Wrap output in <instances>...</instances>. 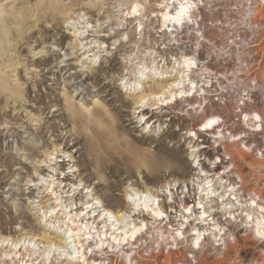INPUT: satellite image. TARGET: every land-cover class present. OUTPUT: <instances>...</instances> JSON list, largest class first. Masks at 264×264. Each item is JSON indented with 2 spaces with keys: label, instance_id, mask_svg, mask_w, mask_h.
<instances>
[{
  "label": "rangeland",
  "instance_id": "374dc122",
  "mask_svg": "<svg viewBox=\"0 0 264 264\" xmlns=\"http://www.w3.org/2000/svg\"><path fill=\"white\" fill-rule=\"evenodd\" d=\"M160 1L0 0V72L8 88L0 93V173L17 170L16 160L24 154L20 143L37 140L31 131L37 132L43 126L45 136V143L36 141V151L24 160L28 172L18 169L21 176L13 175L0 183V260H4V253L12 251L16 255L5 258L8 264H96L80 257L90 250L81 249L78 241L82 236L76 227L80 223L65 214L64 206L72 202V212H79V219L90 218L98 227L96 230L113 234L118 228L115 233H120L134 227L137 217L128 215L114 221L106 215L103 191L117 197L122 206L140 210L142 206L137 205L132 192L148 190L153 197L157 188L164 190L157 200L167 202L174 198L176 206L208 201V215L216 213L227 235L226 244L205 241L198 247L187 238L170 246L173 241L169 227L161 219L155 224L149 220L148 233L142 231L143 238L131 246L130 257L137 247L143 248L139 253L143 257L164 247L165 251L177 248L187 256L189 264H197L202 255L208 264L223 257L225 264H257L264 258V237L253 233L250 224L243 222L246 214L257 217L260 212L251 199L264 205V51H260L264 39L262 45L250 46L258 33L264 35V0H191L197 3L196 22L183 26L178 35L173 32V44L163 49L166 39L162 32L157 33L155 16L161 11ZM135 3L139 5L136 14L132 11ZM139 22L141 26L135 31ZM236 34L242 38L237 39V45L232 43ZM185 50L201 56L202 62L212 63L207 83L199 71L193 74L199 81L197 88L209 91H192L191 105L181 97L166 105L148 97L157 92L161 72L171 69V56H179ZM162 57L166 58V66L153 70L151 62ZM38 59L51 62L58 84L46 69L38 67ZM69 73L76 74V78L67 83ZM175 78L173 75L161 80L170 83ZM63 87L69 91L70 112H66L64 121L76 139L67 140L68 149L48 131L58 130L64 136L60 131L64 121L58 118L52 103ZM37 92L43 104H39ZM144 95L145 105H137L135 101ZM15 99L21 104L17 105ZM94 100H98L96 105ZM243 109L257 112L260 118L256 123L260 126L254 127L252 119L243 122L242 113H248ZM219 110L225 116L218 130L224 129L226 137L217 136L211 147L226 166L225 170L219 167L214 171H225L221 182L209 170L212 155L205 154L207 149L197 145L200 140L191 142L186 133L206 115ZM42 111L44 114L39 115ZM94 111L97 113L91 115ZM71 113L79 119L76 123H72ZM15 116L17 131L13 132L8 120ZM228 134L234 137L228 138ZM203 135L210 136L206 132ZM226 152L232 154L231 159ZM219 162L220 159L215 163ZM81 170L90 176V184L80 181ZM227 182L235 185L233 192L241 201V208L234 212L237 218L225 212L238 209L231 203L234 195L228 197L231 191L221 197ZM213 183L215 201L209 203L204 194ZM94 185H99L102 193L96 192ZM10 188L12 193H6ZM17 215L21 219L10 224ZM102 218L107 220L106 225L101 223ZM42 235L51 239L55 235L66 236L70 254L58 245L42 243ZM233 236L238 241L235 246ZM41 252L49 257L44 259ZM107 254L115 253L108 249ZM67 256L73 258L71 262L65 259ZM109 258L128 264L122 254Z\"/></svg>",
  "mask_w": 264,
  "mask_h": 264
},
{
  "label": "bare ground",
  "instance_id": "6f19581e",
  "mask_svg": "<svg viewBox=\"0 0 264 264\" xmlns=\"http://www.w3.org/2000/svg\"><path fill=\"white\" fill-rule=\"evenodd\" d=\"M159 5H160L159 9L161 11L158 12L155 16L158 17L157 21H158V27L159 28L157 30V33L162 32L163 35L165 36V39H166V42L162 46V49H163V48H166L167 45L173 44V42H172L173 32L177 31V35H178L179 30H181V28L183 26L186 27L188 23L193 24L194 22H196V20L194 18H195V7H196L197 3L192 2L191 0H161ZM138 6H139L138 3L134 4V6L132 8L133 9L132 11L134 14H136L139 11ZM179 12H183V15L180 17L181 22L177 23L176 22L177 13H179ZM259 17L260 16H258V18ZM252 25H253V23H252ZM140 26H141V23L139 22V24H137V28L135 29V31H137V29L140 28ZM254 26L256 27V25H254ZM259 26H260V22L257 24V27H259ZM243 31H246V30H243ZM249 33L251 34V31H249ZM238 35L239 34H236V36H235L236 40L232 41V43L235 45L238 44L237 39H242L241 35L240 36H238ZM257 35L258 36L254 40L255 42H253L250 46H257L260 43H262V41L264 39V35H261L259 33ZM37 40L38 39H36V41ZM176 41L177 40L175 39V42ZM178 45H180V44L178 43ZM260 45H262V44H260ZM185 51L186 52L181 53L179 56H175V57H173V55L171 56L172 66H171V69L167 68L169 73L167 72V70L166 71L164 70L161 72L163 74L159 75V79L156 83L157 92L150 93L148 95V97H152L154 100H157V102L164 103L165 105L167 102H170L171 100L176 99L177 97L178 98L181 97V98H184L182 100L183 102H187V105H191L190 100L193 98L192 91L195 90L194 92H196V93L199 92L200 90L204 91L205 93L209 91V90H206L202 87H200V89L197 88L199 81L194 79L195 76H193V74L196 72L198 73V71H199L198 74L200 76H203L204 79H206L205 82H204V80H202V81L204 82V84L207 83V79L209 78V76H208L209 72L208 71L212 70V68H211L212 63H210L208 60L202 62L201 56H198L197 54L192 53V52L190 53V52H188L189 50H185ZM219 51H217V52H219ZM260 51L261 52L264 51V45L260 48ZM225 52H227V51H225ZM262 55H264V54H262ZM258 57H260V59L262 58L261 55ZM260 59H259V61H260ZM38 61H39L38 67H40V65H41L43 67L42 70L46 69L48 74H51L53 79L55 80L56 75L52 72V69L55 67L52 66L51 62H49L46 59H44L43 61H40V59H38ZM165 61H166V58H164V57L159 58L158 60L157 59L153 60L151 62L153 70H156L157 68H163L164 65L166 66ZM216 61H217V59H216ZM216 61H215V63H216ZM245 61H247V60H244V62ZM36 62H37V60H36ZM67 65L68 64H66V66ZM0 66H1V63H0ZM66 66H64L61 70H64ZM255 68H253L252 70H254ZM68 69H72V68L69 67ZM71 73H69V75L67 77V80H66L67 83L70 82V80L76 78L75 77L76 74H71ZM155 73L157 74L158 71H156ZM178 73H180V74H178ZM173 75L174 76L176 75V78L173 79V81L170 83H167L166 80H161L163 78H168V77L173 76ZM1 77H2V74L0 72V93H2V91H5L6 89H8L5 87V84L1 80ZM152 80L154 81V76H152ZM83 83H84V81H83ZM55 84H58V82L56 80H55ZM211 87L212 86H210V88ZM75 88H76V85H75ZM36 95L39 99V104H43L42 100H40V98H39L40 93L37 92ZM146 96L147 95L140 97L137 101H135V103L137 105L138 104L145 105ZM68 97H69V91L67 88L63 87L62 90H60L56 94L55 99H53V101H52V103L56 107V110H55V112L57 113L56 115L58 116L59 119H61V121L62 120L64 121V118L67 115V113H70V112H67V109H69ZM189 97H190V99H189ZM203 99H205V97H203ZM61 100H63V103H64L63 105H62ZM14 102H18V101H16V99H15ZM101 102H103V101H101ZM19 103L20 102H18L17 105ZM97 103H98V100H94L93 104L96 105ZM81 104H83V103H81ZM142 105H140V106H142ZM143 107L144 106H142V108ZM202 109L204 112V108H202ZM43 111L40 112L39 115L44 114ZM84 111L88 112L89 110L84 108ZM96 111H97V109H96ZM96 111L92 112L91 115L92 114L95 115L97 113ZM244 111H246V110H244ZM246 112H248V111H246ZM242 114H243V120H242L243 122H245L249 119H252L253 120L252 124L254 127L260 126V124L256 123L257 121H259L258 119L260 118V116L257 112L253 111L252 113L248 112V113H242ZM3 115H5V113ZM99 115L100 114H98V116ZM222 115H221L220 110L215 111V112H211L208 115H206L203 119L201 118L202 119L201 122H197V124H195L192 128H189L188 131H186V133H188V137L190 138L191 142H193V141L198 142V140H200V142L197 145L198 146L200 145V147L202 149H207V151L205 150L206 152L204 151V153L209 155V157H210V155H212L213 158L211 157L212 158L211 163L213 165L211 167H209V170L211 172V175H216L218 178H220L219 179L220 182L223 179L222 175L225 174V171L215 172V173H214V171H217L216 169H218L219 167H221L222 170H225L226 166H224V161H222L221 156L216 155L215 149H214V147H211V144H212V142L217 141V138H218L217 136H220L222 138L226 137V135L224 133V131H225L224 129H222L221 131L218 130V128H220L224 124V116L225 115L224 116H222ZM69 116H70V119H72V123H76L77 120H79L76 117H74V115L72 113L69 114ZM0 117H2V116H0ZM66 118H68V116ZM12 119L14 122H12ZM12 119L8 120L9 121L8 123L13 124L12 130H13V132H16L17 129H16V127H14V125L17 123L18 118H17V116H15ZM66 122L67 121H64L63 122L64 126H61V128H60V131L64 132V136H61L62 134L60 135L58 133V130L57 131L56 130H48V131H51V134L54 136V138L58 139L57 141L60 143V145L63 146V148L68 147L67 140L72 141V142H73V140H76L75 137L72 135V133H69V130L66 128V127H68ZM210 122H214V123H211V127H205V125H208ZM58 128H59V126H58ZM27 130L30 131V128L29 129L27 128ZM43 132H44V128H43V126H41V127H39V130H37V132L31 131V133H30V135H33L35 137V139H37V140H35L34 142L30 141V140H29L30 141L29 142L27 140V141H25L24 145L22 143H20L19 149L23 150L24 154L22 156V159L16 160V165H18L19 167L17 168V170H15V172L13 171L12 173H7L6 171H2L0 173V183H2V181H4V179H7V177L12 179L11 177H13V175L21 176V173L18 169H20V170L25 169L26 172H28L29 166L25 163L24 160L28 159L36 151V141H40L43 144L45 143V141H44L45 136H43ZM205 132L208 133L210 136L209 137H207L206 135L204 136L203 134ZM67 133H68V135H67ZM228 135H229L228 138L234 137L231 134H228ZM75 144L76 143L74 141V145ZM223 145H225V144H223ZM201 148H199V149H201ZM226 154L228 155L229 159L232 158L231 153L226 152ZM219 159H220L219 164L215 163ZM76 163H77V161L74 163L75 166L77 165ZM231 164H232L231 167L233 168V163L231 162ZM200 171H202V170H200ZM83 172H84V170H81V172L78 175L80 177V181H83L84 184H87V183L90 184V182L92 181L90 176L88 174L84 175ZM209 181L211 182L212 180H208V182ZM70 183L75 184L73 181H70ZM10 184H11V186L14 185L13 182H10ZM182 186L184 187L185 184L183 183ZM209 186H210V188H208L209 189L208 192H206V194H204V195H205V199H210L209 203H211V202L215 201L213 199L214 192H215L213 187H215V185L213 183V184H210ZM234 186H235L234 184L232 185L230 183L224 185L225 191L223 194H221V197L226 195L227 192L231 191L228 197L234 195V198L232 199L231 203L234 204L233 205L234 207H235V205H238V209L236 207H235L236 209H234V207H233L234 211L226 210L225 212L228 213L229 215H233L234 218H237L234 215V212H235V210L237 211V210H239V208H241L240 207L241 201L238 200V197H236V194L233 192ZM161 187H164V186H161ZM161 187H159V188H161ZM93 189L96 190V192L102 191V189H101V187H99V185H94ZM252 190L254 191V187ZM12 191H13V189L10 188L6 193H9V192L12 193ZM160 192H163V194H164L163 189L158 190V188H157L155 190V195L153 197L149 194L148 190H145V191L136 190L135 192H132V197L133 196L137 197V205L142 206V208L140 210L134 209V207L132 208V207H129L127 205L122 206L117 197H113L111 195H108L105 193V191H103V193L101 192L103 195L102 196L103 197L102 198L103 199V202H102L103 210L105 211L106 215L113 218L114 221L115 220L120 221V220L126 218L128 215L129 216L133 215V216L137 217L138 222L135 224L134 227L123 230L120 233H115L118 228L113 230V234L112 233L108 234L107 232H104V231L102 232L100 230H96L98 227H96L93 224V222L90 220V218L84 217L82 219H79L81 214L77 211L72 212V209H73L71 207L73 204L72 202H70V206H68V205L64 206L65 214L71 215L70 218H74V221L80 223L76 227L78 229L77 231L79 232V233L78 232L77 233L79 234V236L80 235L82 236V238L78 241L79 244H81L80 245L81 249L83 251L87 250V249L90 250V252H87V251L82 252L80 254V257L83 259L92 260L93 263L96 262V264H125L123 262L112 261L109 258L110 255L117 257V254H122V257L125 259V261L128 264H134V263H132V261L135 259L137 260L135 264H189L190 261L187 258V256L183 255L181 253V251H179L177 248H176V250L167 249L165 251L164 247H161V248H158V250L156 252H152V253L148 254L146 257H143V256H141V254L139 255L140 251L143 250V248L137 247V251L135 252V255H133L131 257L129 256L130 252H132L131 246L136 245L137 242L143 238V234H142L143 232L142 231L145 230V233L146 234L148 233V229H149L148 228V223H149L148 221L152 220V222L155 224L159 219H161V222H164V225L167 228L169 227L168 234L170 235V237L172 238V241H173V242L169 243L170 246L171 245L173 246V244H175L174 242H176L178 239H181V240H183V242H185V241H187V238L191 239L190 240L191 244H193L194 246H198V247H200V245L202 243H204L205 241H209V242L211 241L212 243H214L216 241H222L223 242L222 244H224V245L226 244L224 242V236L226 235V233L222 230V227L220 226V221L215 217L216 213L210 212V214L208 215V212L210 210L209 205L207 204L208 201H206L205 203L199 201L197 204H195V203L188 204V203L184 202V205L181 203V206H176V199H174V198L172 201H167V202L164 201L163 199H161L160 201L157 200V197L160 196L159 195ZM14 194H16V193L14 192ZM14 194H12V195H14ZM256 194H257L258 198L260 200H262L261 198H263V196L260 195V192H257ZM263 202H264V200H263ZM251 204H254L257 207V209L260 210V212H259L257 217H252V216L250 217V214H246L244 216L243 222H245L246 224H250V227L253 229V233H256L257 235L264 237V205L259 203V201L255 200V199H253V200L251 199ZM113 207H115V208H113ZM68 209H70V210H68ZM172 213H174L175 215L172 216ZM18 219L19 220L21 219L20 216H18V215H17V217H12L10 219V224L15 223ZM106 222H107V220L105 218H102L101 223L106 225ZM192 222H194V223H192ZM20 223L23 224V227L26 226V224H24V222H20ZM27 226H28V223H27ZM10 231L16 232V229H12ZM75 234H76V232H75ZM41 238L42 239L44 238L43 239L44 241L42 243L48 244L50 246L58 245L61 248H65L67 250V254H70V251L68 250L69 244H68V241L66 239V236L59 237V236L55 235L54 238L51 239L48 236L42 235ZM232 240H233V246H235L238 242L236 237L233 236ZM14 243H18V240L16 242L14 241ZM86 244H88V246L84 247V245H86ZM108 249L113 250L115 254H107ZM49 252L50 251H47V253H49ZM189 253L193 254L192 252H189ZM12 255H16V253L12 252V251L8 252V253H4L2 255V257H4V260H0L1 264H8L7 261L5 260V258L12 257ZM136 255H138L140 259H137ZM40 256L41 257L43 256L44 259H46V257H49L42 252L40 253ZM205 257L206 256H203V255L199 256L196 260L197 264H208ZM194 258L196 259L195 256H194ZM65 259L68 260L69 262H71L73 258L67 256ZM224 261H225V257H223L220 260H214V261L209 262V263L210 264H225ZM69 262H67V263H69ZM257 262H258L257 264H264V258L260 259ZM14 264H19V262L16 263L14 261ZM230 264H239V263L234 261Z\"/></svg>",
  "mask_w": 264,
  "mask_h": 264
},
{
  "label": "snow or ice",
  "instance_id": "6c2138e0",
  "mask_svg": "<svg viewBox=\"0 0 264 264\" xmlns=\"http://www.w3.org/2000/svg\"><path fill=\"white\" fill-rule=\"evenodd\" d=\"M183 15V12H179L177 13V19H176V22L177 23H180L181 20H180V17ZM211 123H214V122H210L208 125H205V127H211Z\"/></svg>",
  "mask_w": 264,
  "mask_h": 264
}]
</instances>
